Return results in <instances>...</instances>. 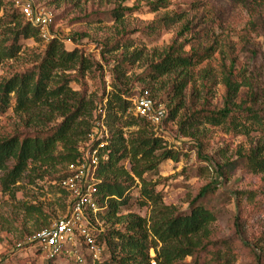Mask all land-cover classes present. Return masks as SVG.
<instances>
[{"label": "trees", "instance_id": "obj_1", "mask_svg": "<svg viewBox=\"0 0 264 264\" xmlns=\"http://www.w3.org/2000/svg\"><path fill=\"white\" fill-rule=\"evenodd\" d=\"M125 1L129 0L113 1L115 7L110 13L117 23L128 11L122 7ZM197 1L190 0L192 4ZM235 1L255 9L264 8V0ZM148 4L151 12H158L167 8L169 0H154ZM6 5H11L13 10L7 9ZM182 21L183 15L164 13L147 25V30L155 32ZM186 32H189V27H181L171 43L146 63L148 82L158 83L163 78H171L168 89L174 105L166 107L163 125L175 120L185 107V91L200 74L195 72L197 68L206 65L200 72L204 73L207 81H210V76L214 77L208 65L216 53V46L209 41L204 46H189L186 49L188 41L179 40ZM29 39L41 41L38 28L26 22L12 2L0 0V67L4 61L14 59L21 52L22 40ZM130 47L131 44H124L113 49H123L115 62L114 80H123L127 66L142 60V52H129ZM88 68L86 59L76 49L67 51L62 41L54 37L45 45L35 65L0 80V114L6 112L13 99L14 110L18 114L42 107L50 112H60L62 117V121L53 128L0 138V191L13 194L16 184L30 171L35 178H44L47 172L41 167L57 160L67 168L77 166L84 156L78 145V135L89 137L94 126L98 125L101 136L92 140L88 150L90 153L96 151L97 162L91 175L95 179L92 182L93 196L101 227L92 220L97 231L92 229L91 234L95 243L102 245L104 250L102 260L95 263H91L84 254L86 263L180 264L189 257L190 264H234L237 259L236 243L231 238L215 240L211 236L210 225L216 216L206 204V199L213 194V185L207 184L200 189L196 197L189 201L186 213L164 205L161 194L156 190V182L147 179L146 175L156 172L166 160L177 162L179 153L166 146L163 135L156 134L146 119L131 112L134 96L117 86L114 85L110 93L103 95L95 107L90 106L93 101H86L85 95H72L70 77L65 73L76 69L84 72ZM220 77L225 87L222 108L216 111L199 109L190 116L191 122L187 120L181 124L185 126L188 122L190 127L194 124L225 127L235 134L246 136L259 132L261 136L256 147L245 154L238 153V160L251 173L264 176V103L255 106L253 84L241 72L233 71V63L223 68ZM242 88H248V93L246 99L238 101ZM145 91V96L155 100L151 89ZM156 105L162 103L159 101ZM86 117L88 121L84 119ZM58 145L63 148L59 154L56 153ZM54 166L52 163L50 167ZM71 174L68 169L51 179L58 180L59 184ZM246 197L248 200L254 198L248 193ZM133 205L146 208V216L131 211ZM25 208L37 210L31 205ZM47 227L49 225H36L24 240L33 238ZM235 227L239 234L238 222ZM239 240L242 242L241 237ZM150 250L154 253L153 257ZM35 253L38 257L42 256L39 248ZM254 259L255 264H264V246L255 252ZM61 260L65 264H75L69 259Z\"/></svg>", "mask_w": 264, "mask_h": 264}, {"label": "rangeland", "instance_id": "obj_2", "mask_svg": "<svg viewBox=\"0 0 264 264\" xmlns=\"http://www.w3.org/2000/svg\"><path fill=\"white\" fill-rule=\"evenodd\" d=\"M113 1L36 0L54 18L51 35L62 41L67 51L76 49L86 59L89 67L86 71L76 69L65 73L70 77L72 95H85L86 101H93L90 106L95 107L115 86L131 97L144 96L145 90L151 89L156 96L154 101H160L166 112L168 105H174L168 89L171 78H163L158 83L148 82L145 76L147 61L168 46L184 26L189 27V32L179 40L188 41L186 49L204 46L209 41L214 44L216 53L208 65L214 77L210 76L207 81L200 72L206 65L197 68L195 72L200 74L185 91V107L172 122L154 127L156 134L163 135L166 146L179 153L178 161H164L146 178L156 182L163 204L180 213L188 211L189 201L202 187L212 184L213 194L206 199L216 216L210 225L212 239L231 238L236 243L234 264H255V252L264 246V176L251 173L244 167L238 160V153L245 154L256 147L260 133L252 132L246 136L225 127L206 124L190 127L188 122L185 126L181 123L191 122L190 116L199 109L216 111L222 108L225 87L220 72L232 63L233 71L241 72L253 84L255 106L264 103V8L255 9L235 0H199L193 4L190 0H169L166 9L151 12L148 3L154 0H129L122 3L128 11L117 23L110 13L115 7ZM6 8L13 10L11 5ZM164 13L183 15V21L148 32L147 25ZM124 44H131L129 52L141 51L143 57L127 66L123 80H114L115 62L123 49H113ZM21 45L22 50L14 59L2 63L0 80L35 65L45 48L40 40H22ZM247 93L248 88H242L238 101L246 99ZM94 115L95 112L93 119ZM84 119L88 121L87 117ZM61 121L60 112H50L42 107L18 114L12 99L10 107L0 114V138L50 129ZM92 131L99 134L96 129ZM91 142L92 137L78 135V145L84 155ZM62 150L58 145L56 153ZM52 163L54 168L50 167ZM52 163L41 167L47 172L44 178H35L30 171L16 184L13 194L0 191V264H65L61 258L50 263L44 256L38 257L35 253L38 246L33 238L24 240L36 225L51 226L69 212L72 197L60 190L58 180L51 178L72 168H67L59 160ZM246 193L254 198L248 200ZM27 205L37 207V210L26 209ZM131 211L142 217L147 213L146 208L136 205ZM236 222L239 223V234ZM93 229L97 231L96 226ZM150 256H154L152 250ZM190 262L188 257L180 264Z\"/></svg>", "mask_w": 264, "mask_h": 264}, {"label": "built area", "instance_id": "obj_3", "mask_svg": "<svg viewBox=\"0 0 264 264\" xmlns=\"http://www.w3.org/2000/svg\"><path fill=\"white\" fill-rule=\"evenodd\" d=\"M10 1L19 9L26 22L38 28L39 37L45 45L54 38L51 35L52 16L45 8L40 7L36 0ZM131 101V112L137 117L146 119L153 128L161 124L166 116L163 106L156 105L154 100L145 95L134 97ZM95 129L99 131V134L92 131L89 136L92 140L101 136L98 125L94 126L93 130ZM95 153L96 151L90 153L87 149L79 164L75 167L70 166L72 174L58 184L73 199L68 214L59 217L51 226L33 237L42 256L49 261L65 258L75 264H87L84 254L88 256L91 263L102 260L104 248L95 243L91 234L92 220L101 227L93 196L92 182L95 179L91 175L97 162Z\"/></svg>", "mask_w": 264, "mask_h": 264}]
</instances>
